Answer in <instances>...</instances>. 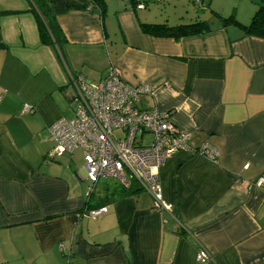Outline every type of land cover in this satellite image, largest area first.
I'll return each instance as SVG.
<instances>
[{
  "label": "crops",
  "instance_id": "obj_1",
  "mask_svg": "<svg viewBox=\"0 0 264 264\" xmlns=\"http://www.w3.org/2000/svg\"><path fill=\"white\" fill-rule=\"evenodd\" d=\"M47 1L61 52L40 40L31 0H0V264H264V185L255 184L264 179V38L213 14L246 25L257 1L203 0L210 29L178 40L140 29L157 0H138L139 9L104 0L103 12L90 0ZM110 69L150 85L138 106L171 111L193 148L219 151L216 160L183 150L166 158L168 211L140 188L108 200L104 181L88 201L81 149L47 158L48 127L74 115L72 78L98 81ZM24 104L33 111L23 114ZM95 206L107 211L84 215ZM199 247L210 262L197 259Z\"/></svg>",
  "mask_w": 264,
  "mask_h": 264
},
{
  "label": "built area",
  "instance_id": "obj_2",
  "mask_svg": "<svg viewBox=\"0 0 264 264\" xmlns=\"http://www.w3.org/2000/svg\"><path fill=\"white\" fill-rule=\"evenodd\" d=\"M195 1L203 5L202 0ZM143 6L140 2L136 8ZM71 81L74 115L59 117L48 127L53 146L47 158H60L80 148L90 183L87 196L100 180L111 177L124 187L134 184L143 189L151 195L153 209L168 211L159 182V169L166 158L183 150L217 159L219 151L208 142L197 148L190 145L192 133L173 121L171 111L138 106L140 96L151 93L150 85H130L113 69L98 81L82 77ZM32 111L31 105L24 104L21 112ZM255 184L264 185V179ZM106 211V206H98L87 208L84 215L95 218ZM197 259L211 261L202 247L198 248Z\"/></svg>",
  "mask_w": 264,
  "mask_h": 264
},
{
  "label": "trees",
  "instance_id": "obj_3",
  "mask_svg": "<svg viewBox=\"0 0 264 264\" xmlns=\"http://www.w3.org/2000/svg\"><path fill=\"white\" fill-rule=\"evenodd\" d=\"M33 3L32 13L36 18L38 25V31L40 40L44 44L55 46L60 50L63 43L65 42L64 35L55 19V15L50 8V4L47 0H31ZM94 6H96L101 12L104 11L105 1L104 0H90ZM136 6L138 0H131ZM257 8L251 17V20L248 24H241L234 15L221 16L217 12H213L214 16L218 19L221 25L235 24L240 26L245 34L251 36H257L264 38V0H256ZM203 3V0H202ZM140 29L142 32L157 36V37H171L175 40H178L185 36H190L194 34L202 33L206 30H209V24L206 20L195 19L192 22L170 25L166 22H153L145 23L140 22ZM139 187L132 184L129 187H124L119 183H113L111 187L106 189L105 198L108 200H114L124 196L132 195L137 192ZM92 193L89 195L88 201L92 196ZM87 201V202H88ZM98 207V206H95ZM90 207V208H95Z\"/></svg>",
  "mask_w": 264,
  "mask_h": 264
},
{
  "label": "rangeland",
  "instance_id": "obj_4",
  "mask_svg": "<svg viewBox=\"0 0 264 264\" xmlns=\"http://www.w3.org/2000/svg\"><path fill=\"white\" fill-rule=\"evenodd\" d=\"M146 12L151 15L153 22H168V24H183L192 22L195 18L214 20L212 12L208 6H198L195 0H163L151 2L146 6ZM90 79L97 80V78L90 77ZM69 114V113H68ZM67 114V115H68ZM71 115L67 116L70 117ZM75 160L72 165L76 170L81 168L80 152H74ZM106 183H116L114 178H106L99 181Z\"/></svg>",
  "mask_w": 264,
  "mask_h": 264
}]
</instances>
